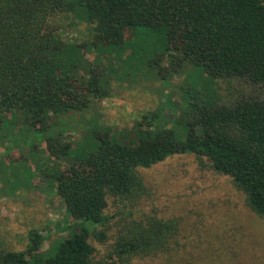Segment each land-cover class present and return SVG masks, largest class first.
Returning <instances> with one entry per match:
<instances>
[{
  "label": "trees",
  "instance_id": "1",
  "mask_svg": "<svg viewBox=\"0 0 264 264\" xmlns=\"http://www.w3.org/2000/svg\"><path fill=\"white\" fill-rule=\"evenodd\" d=\"M62 19L86 24L90 41L64 40ZM125 28L134 31L129 39ZM101 46L125 53L119 62L133 70L151 73L168 58L191 66L197 85L235 78L262 95L226 106L196 90L182 124L163 104L139 115L129 133H112L81 115L91 99L108 96L107 77L115 74L87 60L86 51ZM74 71L85 74L75 79ZM10 115L23 118L52 158L71 160L55 180L76 232L42 254L43 234L32 232L27 251L0 250V264H133L166 256L176 220L142 216L112 224L105 210L109 198L134 207L146 192L139 171L173 156L207 161L264 219V0H0V130ZM78 115L82 124L74 121ZM71 133L79 134L74 144L64 139ZM93 243L105 246L104 254Z\"/></svg>",
  "mask_w": 264,
  "mask_h": 264
},
{
  "label": "rangeland",
  "instance_id": "2",
  "mask_svg": "<svg viewBox=\"0 0 264 264\" xmlns=\"http://www.w3.org/2000/svg\"><path fill=\"white\" fill-rule=\"evenodd\" d=\"M58 23L64 40L77 45L90 41L86 24L76 25L69 19ZM133 33V29L125 28L126 39ZM113 51L102 46L86 51L94 69L110 67L115 74L107 77L108 96L91 99L89 109L81 114L83 120L112 133H129L139 115L163 104H167L169 118L182 124L186 102L196 90L198 97L208 94L217 105L226 106L262 95L259 88L235 78L203 79L197 85L192 81L197 80V73L191 66L172 64L168 58L151 73L133 70L131 65L119 62L125 59V53L120 56ZM171 52L178 58L175 50ZM158 71L164 74V80L156 75ZM73 74L79 79L85 71ZM81 115L74 121L82 124ZM78 136L71 133L64 139L74 144ZM39 138L21 116H8L0 130V250L25 252L29 234L37 232L43 234L38 251L42 254L76 232L56 194L55 180L58 172L68 170L71 160L52 158ZM208 166L207 161L200 164L193 155L170 157L139 171L146 192L134 207L107 200L105 213L114 217L112 224L142 216L174 219L179 224L166 256L136 259L133 264H264V219L249 209L245 195L230 178ZM93 245L104 254L105 246Z\"/></svg>",
  "mask_w": 264,
  "mask_h": 264
}]
</instances>
